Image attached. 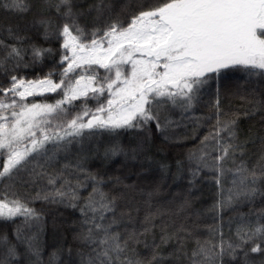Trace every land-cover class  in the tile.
I'll use <instances>...</instances> for the list:
<instances>
[{
	"label": "snow or ice",
	"instance_id": "snow-or-ice-1",
	"mask_svg": "<svg viewBox=\"0 0 264 264\" xmlns=\"http://www.w3.org/2000/svg\"><path fill=\"white\" fill-rule=\"evenodd\" d=\"M8 6L27 10L21 0H11ZM49 6L65 22L55 33L49 32L50 18L37 23L44 26L45 36L63 38L59 81L52 79L55 72L27 81L12 74L7 86L0 85V221L20 219L11 237L0 234V264H24L25 260L42 264L37 234L26 232L33 222L39 224L41 220L40 213L30 205L42 201L75 208L81 190L89 185L93 190L80 207L85 228L80 238L91 248L87 264H143L127 255L137 235L122 236L114 231L115 218L105 222L106 214L114 212V198L99 191L101 182L79 160L57 166V156L79 143L76 138H82L86 129L142 130L154 123L157 131L163 132L178 126L166 114L175 109L181 111L182 119L198 122L199 117L185 114L190 113L214 76L223 71L239 70L249 79L264 77V0H154L133 13L126 25L118 16L112 18L109 11L103 26L89 30L78 23L83 13L73 11L72 0H56ZM93 8L97 20L104 16L103 0ZM0 48L6 49L0 57V70L6 75L22 65L28 67L24 63L26 50L3 41ZM51 51L31 46L32 63ZM9 61L11 67L5 68ZM57 92L62 98L55 104L24 103L28 97ZM77 100L82 101V107L69 120ZM89 100L95 101L94 110L87 107ZM213 108L214 115L204 119L216 120L214 130L201 140L199 155L189 157H195L198 165L193 176L201 166H211L218 175L227 170L236 189L229 200H250L264 180V157L252 168L243 161L237 163L234 156L240 146L234 143L235 120L222 119L227 114L220 108L218 92ZM9 111L10 115H5ZM84 117L90 118L85 121ZM123 151L116 144L105 155ZM229 158L235 167L225 169ZM18 183L35 188V194L21 196L15 190ZM235 236V241L225 239L222 233L215 243L198 241L191 256H185L189 264H224L225 258L232 264H257L255 254L260 257L258 264H264V224L257 221L253 225L241 218ZM169 239L165 235L162 242ZM57 258L53 253L50 264Z\"/></svg>",
	"mask_w": 264,
	"mask_h": 264
},
{
	"label": "trees",
	"instance_id": "trees-1",
	"mask_svg": "<svg viewBox=\"0 0 264 264\" xmlns=\"http://www.w3.org/2000/svg\"><path fill=\"white\" fill-rule=\"evenodd\" d=\"M44 1L21 0L26 7H30L29 11L24 13L8 6L11 0H0V41L5 45H15L26 50L24 63L28 64V67L22 65L7 75L0 70V85L7 86L8 78L12 74L27 81L42 79L48 73L55 72L56 75L52 79L59 81L62 69L58 65L61 60L63 38L54 34L45 36V30L37 21L50 18L52 24L49 32L52 33H55L65 21L54 7L44 6ZM47 1L48 5L56 2ZM99 1L72 0L73 11L83 13L78 23L86 30L97 25L103 26L108 19L109 11L112 18L118 16L126 25L133 13L142 10L145 4L154 2V0H103L105 14L97 20L93 6ZM46 7L48 9L45 11ZM90 8H93L91 12ZM15 37L23 39L18 41ZM46 37H50L49 41L43 40ZM33 45L51 49V54L45 55L39 62L32 63L29 53ZM5 52L6 49L0 48V57H3ZM66 66L67 62L64 67ZM10 67L11 61L5 64V68ZM99 72L103 74L104 70L99 69ZM236 88L241 90L233 93ZM217 92L220 108L227 114L222 119L235 120L234 143L240 148L234 159L237 163L243 161L252 168L261 161V157H264V114L257 112L258 110L264 112V77L249 79L239 70H227L221 72L218 77L214 76L199 99L194 101L190 113L185 115L199 117L198 122L195 119H182L181 111L175 109L166 114L178 122V126L173 125L163 132L157 131L154 123L142 130L86 129L82 138H76L79 143H74L67 152H61L57 156V166L69 162L74 164L79 160L84 168L101 182L98 185L99 191L110 199L114 198V212L106 214L105 222L115 218L114 231H118L122 236L128 233L137 235L136 242L129 245L132 252L129 251L127 255L142 261L143 264H189L185 253L190 257L198 241L215 243L220 239L221 233L225 239L235 241L236 228L241 218L250 220L253 225L257 221L264 224V215H260L264 212V180L258 183V192L250 200L242 197L229 200L230 194L236 191L231 172L225 170L222 175H218L211 166H201L193 176L198 165L195 157L192 159L189 157L193 153L199 155L201 140L214 130L216 120L204 118L214 115L213 105ZM61 98L59 92L45 93L28 97L24 103L55 104ZM74 105L73 111L67 117L69 120L80 111L82 101L77 100ZM87 107L94 110L95 101L89 100ZM164 114L162 113V116ZM5 115H10V111ZM88 118L90 117H84L85 121ZM52 131L53 128L50 127L49 132ZM55 131L61 129L55 128ZM39 135L40 132L37 131V136ZM116 144L124 151L115 156L105 155L107 149ZM224 167L225 169L235 167L232 158L227 160ZM15 190L21 196L29 192L34 195L36 191L35 188L21 187L19 183ZM92 190L91 185L81 190L75 208L42 201L30 205L40 213L41 220L39 224L33 222L32 227L26 229V232L28 235L37 234L42 264H50L53 253L58 258L52 260V264H87L91 248L80 238L81 233L85 231L81 223L84 218L80 207ZM146 217H150V220H146ZM19 223V218L15 222L0 221V234L11 237ZM54 223L60 225V231H52ZM165 235L171 239L162 242ZM253 256L258 264L260 257L255 254ZM24 264H28V261L25 260ZM224 264L232 262L225 258Z\"/></svg>",
	"mask_w": 264,
	"mask_h": 264
},
{
	"label": "rangeland",
	"instance_id": "rangeland-1",
	"mask_svg": "<svg viewBox=\"0 0 264 264\" xmlns=\"http://www.w3.org/2000/svg\"><path fill=\"white\" fill-rule=\"evenodd\" d=\"M99 2H100V1H99ZM99 2H98V3H99ZM105 3H107V1H106ZM46 4H47V5H46ZM103 4H104V3H103ZM44 6H49L47 0L44 1ZM29 9H30V7H27V10H26V11L18 10V12H24V13H27V12L29 11ZM47 9H48V7H46L45 11H46ZM36 24H37V23H36ZM41 26H42V28L45 30L44 26H43V25H41ZM49 38H50V37H46V38H43V40H44V41H47V40L49 41ZM105 47H106V45H105ZM79 71H80V70H77V72H79ZM239 89H240V88H236V90L233 91V93L236 92V91H238ZM240 90H241V89H240ZM44 94H45V93H44ZM259 111L261 112V114H264V112H263L262 110H258L257 112H259ZM125 160H126V159H125ZM125 160H123V161H124V162L128 161V160H126V161H125ZM157 167L160 168L159 165H158ZM141 175H143L142 172H141ZM162 178H163V181H164L165 177L163 176ZM163 185H164V184H163ZM151 186H152V187L154 186L153 183L151 184ZM60 229H61V228H60V225L58 226L56 223L53 224V228H52V231H53V232H54V231H55V232H56V231L58 232V231H60ZM130 252H132V251L130 250ZM178 256H179V255H178Z\"/></svg>",
	"mask_w": 264,
	"mask_h": 264
}]
</instances>
